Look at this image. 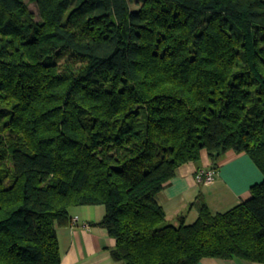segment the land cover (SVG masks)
<instances>
[{"label":"trees","instance_id":"obj_1","mask_svg":"<svg viewBox=\"0 0 264 264\" xmlns=\"http://www.w3.org/2000/svg\"><path fill=\"white\" fill-rule=\"evenodd\" d=\"M31 1L0 0V264H59L92 205L113 261L264 263V0ZM202 150L263 179L173 225L157 195Z\"/></svg>","mask_w":264,"mask_h":264},{"label":"crops","instance_id":"obj_2","mask_svg":"<svg viewBox=\"0 0 264 264\" xmlns=\"http://www.w3.org/2000/svg\"><path fill=\"white\" fill-rule=\"evenodd\" d=\"M219 159L214 179L209 184L196 182L197 171H208L209 160L204 150L198 162H186L177 167L173 178L157 195L166 220L175 225L178 217L193 218L195 206L191 202L198 193L202 195L209 211H222L249 197V186L263 179L259 169L246 154L227 151ZM104 209L98 205L70 207L69 215L74 225L58 228L59 264H122L113 261L110 251L115 241L99 226ZM197 264H264L238 258H201Z\"/></svg>","mask_w":264,"mask_h":264},{"label":"built area","instance_id":"obj_3","mask_svg":"<svg viewBox=\"0 0 264 264\" xmlns=\"http://www.w3.org/2000/svg\"><path fill=\"white\" fill-rule=\"evenodd\" d=\"M214 176L215 171L212 169H208V171H197L194 178L198 183L209 184L213 181ZM75 222V219H71V225H74Z\"/></svg>","mask_w":264,"mask_h":264},{"label":"rangeland","instance_id":"obj_4","mask_svg":"<svg viewBox=\"0 0 264 264\" xmlns=\"http://www.w3.org/2000/svg\"><path fill=\"white\" fill-rule=\"evenodd\" d=\"M25 1H26L28 10H30L34 16V20H37L38 19V11L36 10L35 4L31 0H25ZM138 1L139 0H128L129 9L130 10L136 9L138 7Z\"/></svg>","mask_w":264,"mask_h":264}]
</instances>
